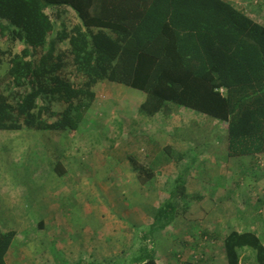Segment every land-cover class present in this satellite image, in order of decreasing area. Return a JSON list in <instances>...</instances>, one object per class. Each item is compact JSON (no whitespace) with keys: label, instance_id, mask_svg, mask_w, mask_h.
Segmentation results:
<instances>
[{"label":"trees","instance_id":"16d2710c","mask_svg":"<svg viewBox=\"0 0 264 264\" xmlns=\"http://www.w3.org/2000/svg\"><path fill=\"white\" fill-rule=\"evenodd\" d=\"M0 37L11 43L0 50V66L8 63L0 131L77 132L95 87L110 81L144 94V119L186 108L227 125L228 156L264 154V24L227 0H0ZM164 151L184 157L171 146ZM134 156L128 161L139 182L155 180L158 172ZM55 171L66 173L62 162ZM186 183L175 180L131 264H158L149 236L175 222ZM15 236L0 229V264H8ZM243 249L264 264L261 234L230 233L229 264H241Z\"/></svg>","mask_w":264,"mask_h":264},{"label":"rangeland","instance_id":"374dc122","mask_svg":"<svg viewBox=\"0 0 264 264\" xmlns=\"http://www.w3.org/2000/svg\"><path fill=\"white\" fill-rule=\"evenodd\" d=\"M252 2L253 8L263 7L261 1ZM250 15L255 20L261 17L253 11ZM9 48L8 39L0 37V50ZM20 49L19 44L13 48L15 52ZM7 69L4 60L0 76ZM95 91L96 99L77 132L0 131V175L11 176L10 170L22 174V186L6 189L17 193V203L8 208L0 202V219L22 222L23 229L16 227L20 237L28 231L35 236L52 234V227L41 229L37 224L43 218L50 224L54 218L56 225L60 223L57 230L72 244L84 224L83 240H99L102 251L110 252L116 242L118 264H131L128 256L119 252L126 249L127 240L129 245L135 242V248L141 245L142 236L154 222L160 205L170 198L177 178L187 182L188 195L175 201L178 217L172 226L162 234L149 236L156 249L161 246L159 238L166 234L184 241L199 236L206 246L205 236L212 234L206 225L210 222H215V231L242 228L264 233V154L259 159L228 156L227 125L186 108L173 106L169 115L144 119L138 112L144 94L126 85L103 81ZM55 106L62 109L60 104ZM19 139L23 162L17 170L18 157L11 164L6 161L16 156L13 142ZM166 146L184 157L168 156ZM6 151L12 153L5 158ZM128 155H135L158 172L147 187L139 182ZM57 162H62L66 170L63 176L55 171ZM12 176L16 178V174ZM167 240L162 237L160 241L167 244ZM184 257L181 254V259ZM69 264L74 261L69 260Z\"/></svg>","mask_w":264,"mask_h":264},{"label":"crops","instance_id":"0c3cea01","mask_svg":"<svg viewBox=\"0 0 264 264\" xmlns=\"http://www.w3.org/2000/svg\"><path fill=\"white\" fill-rule=\"evenodd\" d=\"M227 1L233 4L235 3V5H238L240 8H242L244 11L248 12L249 14H250V11L251 12L253 11L256 13V15L257 14L260 15L261 17L258 18L257 16L256 19L260 20V22L262 20L263 21L262 23L264 24V18H262L264 17V9H263L264 0H260L261 4H263V7L261 8V10L253 8L254 6L252 4L253 3L252 0H227ZM21 140L22 139H19L13 142V146H14L13 152L16 154V156L12 157V159L8 157L9 154L12 153V151L10 152L6 151L7 155L5 156V158L8 157L9 161L7 160L6 162L9 164L13 163L14 160L17 161V157H18L17 170H19V166L22 165V162H23V157L21 156L23 153V147H22ZM5 143L7 144V147H8L9 143L8 142H5ZM6 150H12V149L7 148ZM259 156L261 155H257L255 156V158L259 159L260 158ZM23 172L27 174L28 171L23 170ZM29 172H32V171H29ZM10 174L11 176H7L4 173L0 175L1 177L0 179L2 180V183L0 185L1 187L0 190H4V192H2L1 194L2 196H1L0 202H2L1 204H3L4 206H7L8 208H11L13 203H17V199L16 197H14L16 196L17 193L16 192L10 193L9 192L10 190H6V189L12 188V187L14 188L16 187V184H19V185L22 184V174L21 173H18V171L17 173H12L10 170ZM14 174H16V178L18 182H16L15 181L16 178L12 176ZM11 178L14 180V182H11L12 181ZM8 180H10V182ZM143 187H147V184L143 185ZM7 201L10 202L9 205H5ZM16 213H14V216ZM34 214H35V211H34ZM48 220H49L48 218L47 220H44V218L41 219L38 222L37 226L40 227L41 229H43L44 226L52 227V234L35 236V235H32L33 233H30V231H28V232H24V234L21 235L20 237L17 233L19 232L17 228L23 229L25 227L22 222L19 221L18 223V222H11L9 220L0 219V229L1 230L16 231L14 242L7 255L8 264H60V263L69 264V260L71 259L74 261V264H80V262L82 261H85L87 264H104V263L117 264L118 263L117 261L119 258L118 259L115 258L116 253H118L116 252V248H117L116 242H114L115 245L114 244L112 245L111 252L109 250L102 251L101 249L102 246L98 244V242H100L99 240H96V239H95L96 241L83 240L86 236L85 230L87 228V226H84L83 224L81 226L83 228L79 229V233H78L79 238H76V240H72V244H70L68 240L65 238L66 236L63 234H60L59 230H57L58 227L60 226V223L56 225L54 218H52L49 224ZM219 221H222V220H219ZM210 223H207L206 225L207 227L210 226L212 234L209 238L205 236V239L207 240L206 246H203V243H200L199 236H191L189 238L191 240L189 241H188V238L186 237L185 238L186 242H185L184 240H179L182 238L177 237V236H171V235L169 236L167 234L161 235V238L162 237L166 239L169 238L170 240H167V244H166L160 241L161 238H159V244L161 246H159V248L156 249L157 250L156 258H157L158 264H229L227 253L225 250V240L228 237V235H230V233H232L233 231H244V230L241 228V230L232 229V230H228L227 232H225L224 230L215 231L212 229V227L215 228V225H214L215 222H212L211 224ZM62 224H65V223H62ZM171 226L172 225H170L169 227ZM216 226L220 227L218 223L216 224ZM169 227L163 231L168 230ZM75 228H78V227H75ZM163 231L157 232V233L162 234ZM258 233L262 235L263 242H264V233L260 231ZM127 241L128 242L126 241L125 242L128 244L129 240ZM66 242L68 245H65ZM82 243H88V245H82ZM89 243H91V247ZM127 244H126V249H121L119 253H125L127 256H130L133 252L137 251L141 246L140 245L139 247L135 248V242L132 245L131 244L127 245ZM94 246L98 248V250H95ZM63 247L65 248V251L62 250ZM26 249H29V250L27 251ZM187 251L189 252V255L186 254ZM114 252H115V255H114ZM181 254H184L185 256L184 259H181ZM103 257H106L107 259L104 260ZM254 261H255L254 255L249 249H243L241 251V259H240L241 264H254Z\"/></svg>","mask_w":264,"mask_h":264},{"label":"built area","instance_id":"2783aa9c","mask_svg":"<svg viewBox=\"0 0 264 264\" xmlns=\"http://www.w3.org/2000/svg\"><path fill=\"white\" fill-rule=\"evenodd\" d=\"M256 4L259 3L260 0H253ZM222 92H224V90H221Z\"/></svg>","mask_w":264,"mask_h":264}]
</instances>
